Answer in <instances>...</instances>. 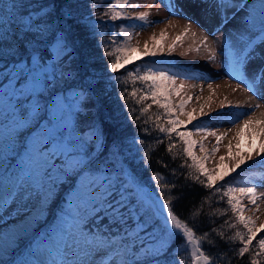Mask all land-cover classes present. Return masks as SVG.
I'll return each mask as SVG.
<instances>
[{"label":"snow or ice","instance_id":"1","mask_svg":"<svg viewBox=\"0 0 264 264\" xmlns=\"http://www.w3.org/2000/svg\"><path fill=\"white\" fill-rule=\"evenodd\" d=\"M128 5V0H108L106 7L97 20L91 17L96 15L94 11L99 5L96 0H89V13L85 16L81 11L79 0H9L5 5L2 23H0V61L13 63L20 66L21 79L24 83L32 80L24 65H30L33 59L38 58L40 67L44 69V84L39 94L33 95L30 91L22 93L23 99L17 100L10 112L7 123L0 124L3 129L0 134L6 150L13 154L19 163L25 160L26 154H33L30 144L31 138L38 132L43 123L53 126L48 108L51 101L66 98L71 93L75 98L73 109L66 112L65 119L71 126V130L80 136V143L68 147V152L73 153L72 159H65L60 153L51 152V143L45 139L41 145V155L44 156V165L38 176L29 177L26 174H17V178L11 182L6 191L0 192V212H7L8 207L15 204L17 215L25 213L24 218L32 216V210L39 204L41 214L43 211H51L58 207V202L63 200V190L66 184H71L68 197L78 190L88 193V202L80 208V222L78 225L81 233L89 237L86 247L87 256L82 264H233L229 256L245 257L249 253L254 241L257 243L256 257L264 256V236L257 240V233L264 232V225L257 228L252 217L245 216L247 210L242 203L247 198L253 206L258 208V200L264 198V114L259 118L255 115V109L260 104L250 106L251 111H235L229 123L236 124L237 150H233L231 141L227 145L228 158L232 160L231 167L223 164L225 156L220 157L222 162L217 169L209 170L205 161L209 155L219 150L220 141L227 136V132L217 134L210 131L201 122L188 129L196 119L192 113H188L187 121L181 120L176 111L184 112L188 100L181 99L174 105L172 96H179L185 85L176 84V76L167 71L156 70L146 66L143 71L139 67L127 69L128 64H134L136 60L144 57H155L158 52L163 53V46L153 44L149 47L145 43L143 50L131 45L132 37L123 27L119 29V35L124 37L117 43L115 38L112 44L106 45L104 55L111 58L106 64V70L118 73L122 69L126 72V78L122 83L130 81L135 84L139 81L145 87L131 91L125 89L121 92L127 105L133 100L139 108L133 107L129 114L135 121H141L144 125L151 123L152 131H158L169 138L167 151L172 152L175 144L171 142L175 136L183 143V154L190 158L191 164L185 161L180 168L188 167L195 170L189 172L184 178L191 179L196 184L206 189L221 194V199L227 198V205L235 215L237 223L225 220L224 224L229 228H237L242 225L247 232L236 231L234 235L225 237L223 231L217 235L220 242L226 245L219 251H215L219 245L216 240L208 239V232L197 237L193 227L189 226L176 211L174 202H179L182 192H176L178 184L173 180H165L156 172L150 177L154 181L155 190L143 186L142 181L136 176L129 164L127 157L123 155V145L119 138H109L110 125L116 120L110 111L106 112L108 87L110 81L104 75H98L91 70V61L84 51V42L79 39V34L91 27L95 29L98 23H103L104 18L110 21L133 19L142 22L139 27L154 23L149 21V12L141 11L135 17H127L123 11ZM139 7L138 4L129 5ZM194 9L202 10L208 23L217 32L223 30L231 20L241 15V23L237 27L239 37L232 39L239 45V54L234 59L233 72L236 78L254 95L264 98V92H259L254 86L257 82L264 84V64L254 71L252 82L246 78L247 71L252 62L264 61V19L257 18L254 4L245 0H197L191 4ZM191 21V17H187ZM190 28H185L176 40L186 35ZM207 31L215 35L212 28ZM195 35V33H193ZM161 38L164 32L160 33ZM153 41L156 37H152ZM209 35H205L200 43L209 51L210 60H215L216 50L208 43ZM228 41V37H225ZM111 49V50H109ZM175 49V43L169 46V52ZM199 51V48H197ZM136 54V55H132ZM52 63L49 65L48 61ZM211 87V85H209ZM151 103H146L147 101ZM35 101V103H33ZM153 105L157 111L153 116L150 110ZM225 106L221 104L223 109ZM233 106L229 105V108ZM237 109L240 105L235 106ZM201 115H204L201 108ZM217 115H220L218 113ZM244 117H247L246 119ZM209 119H212L211 117ZM166 120V123L164 121ZM242 120V125L237 121ZM259 125V127H253ZM183 126V129L181 128ZM250 131H247L249 130ZM144 132L149 129L145 127ZM193 131L203 134L204 137L215 136L217 145L211 153L205 152L203 140L192 139ZM231 131V129H229ZM247 131L252 147L245 150L241 147V140ZM260 137V142H257ZM54 142H63L60 140ZM158 140V143H162ZM138 143L143 144L140 140ZM199 146L204 156L198 158L194 154V148ZM173 159L176 157L173 156ZM128 164V167L125 165ZM167 168V165H163ZM246 166V167H244ZM253 171L245 176L243 185L235 180H226V177L237 170ZM23 172V169H21ZM176 169L171 170V176L175 177ZM203 177V178H201ZM218 181L220 183L218 185ZM239 194V195H237ZM68 199V198H67ZM207 197H203L200 205H192L188 217L194 222L201 217H206L203 205ZM228 209L220 212L219 209H210L211 216L225 215ZM66 212L65 206L59 208L57 220ZM91 225V227H90ZM52 227L40 237L50 238ZM87 229V230H86ZM215 232L216 230L210 229ZM3 236L5 241L4 251L8 259H0V264H25L24 259H16L19 242L24 239L19 232ZM177 237H181L186 258L173 255L169 259L172 243ZM239 240L242 244L238 249L231 247L232 242ZM207 242V249L202 245ZM42 248L29 247L26 256L42 255ZM111 255L113 258L106 261L104 257ZM33 264H54L47 259L34 260ZM59 264V262H55ZM250 264H260L259 259H252Z\"/></svg>","mask_w":264,"mask_h":264},{"label":"rangeland","instance_id":"2","mask_svg":"<svg viewBox=\"0 0 264 264\" xmlns=\"http://www.w3.org/2000/svg\"><path fill=\"white\" fill-rule=\"evenodd\" d=\"M171 1L172 0H170V2ZM166 2V0H128V5L123 9L127 17H135L141 11H148V19L154 23L139 27L138 25L142 22L133 19H124L125 25L123 28L126 33L132 37L130 43L134 47H139L143 50L145 43H147L149 47H152L153 44H157L158 47L163 46L164 51L162 54L158 52L157 56H149L148 58L155 59L156 61H168L167 63H171L183 69V71H187L184 73H189L190 78H194L185 80L179 77L176 78V84H184L185 87L180 92L179 96H172L173 104H179L181 99L188 100L189 97H191V99L186 104L184 112L180 113L179 110H177L175 115L185 121L188 119V113H192L193 116H195L196 119L193 120L192 124L187 125L188 129H192L193 125H198L203 122L210 131H215L217 134L227 132V136L219 143V150L209 155L208 160L205 161V166L209 170L217 169V171H219V166L222 163L220 157L225 156L226 159L223 161V164L230 168L232 160L228 158L227 148L230 141L233 150H237V140L233 139V136L236 134V124L229 123L232 119V113L235 111H251L250 106L260 104L261 107L255 109V115L259 118L261 114H264V98L254 95L253 92L247 88V85L238 82L240 80L236 78L237 74L233 72L235 58L233 50L236 44L235 40L232 38L239 37L237 27L241 23L242 14L236 16L223 30L217 32L216 29L208 23L207 17L203 14L202 10L191 7V4L197 2L196 0H188L189 7L185 10H181V7H172L171 3ZM246 3L254 4L258 20L264 19V15L258 13L259 10L261 11L264 9V0H247ZM135 4H138L139 7L133 8L129 6ZM175 8L185 14L176 11L178 15L174 16L172 10L175 11ZM187 17H191V21ZM185 28H190L191 31L183 35L180 40H176V37L180 36ZM208 28H212L215 35H211L207 31ZM162 31L164 32L163 38L160 36ZM193 33H195V35H193ZM205 35H209L208 43L216 50L215 60L209 59L211 52L200 43ZM153 36L156 37L155 41L152 39ZM225 37H228V41H225ZM173 43H175V49L169 52V46ZM197 48H199V51H197ZM129 65L133 64H128L126 67ZM247 74L251 79L253 78L252 70L249 69ZM179 75L182 74L180 73ZM31 76L33 79L23 84V90H25V92L30 91L34 93L37 91L36 88L39 87V85L36 86V84L40 77L39 74H32ZM0 79L2 78L0 77ZM12 80V76H7L3 81L1 80L0 90L8 93L15 91ZM209 85H211V87H209ZM256 89L259 92H264V89ZM3 91H0V124L7 123L14 105L13 100ZM16 95L22 98V95H19V93H16ZM221 104L225 106L223 109L221 108ZM229 105L233 107L229 108ZM236 105H240V108L237 109L235 107ZM201 108H203L204 115H201ZM218 113H220V115H217ZM64 115L65 114L62 115L55 112L52 114V121L54 122L53 129L54 127L62 128L69 125L68 121L63 118ZM210 117L212 119H209ZM244 118L246 119L247 117ZM237 124L242 125V120L237 121ZM253 127H259V125H254ZM52 128L48 125L41 126L40 130L36 132L30 140L33 154H26L25 160L23 161L24 163L21 164L24 174L29 177L35 178L41 171L39 166L40 163L44 164V160L40 151V146L42 145L40 141L50 139L49 136L51 135L50 132L53 131ZM181 128L183 129V126H181ZM229 129H231V131H229ZM247 131H250V129ZM247 131L242 138H237L241 140V147L245 150L252 147ZM2 132L3 129L0 128V134H2ZM192 139L196 141L203 140L205 152L208 153H211V150L217 145L215 136L204 137L203 134L196 133L195 131H193ZM61 141L63 142H52L50 151L62 153V156L67 159L72 158L73 153L68 152V147L77 145L80 142L74 141V139L66 140V137L64 139L62 138ZM257 142H260V137H257ZM2 147L3 142L2 139H0V149ZM194 154L198 158L204 156V152L200 151L198 145L194 148ZM26 156H30V158ZM3 161H5V159L1 157L0 164H2ZM253 171L259 172L260 170H237V173H232L231 176L238 177L236 180L239 181L244 176L239 173L243 172V174H246L249 172L252 173ZM16 178L17 177H15V179ZM2 179L3 183L0 185V192L6 191L11 182L15 180L10 177H3ZM240 184L243 185L244 183ZM259 191H264V188L259 189ZM86 194V192H81V200H83L82 203L84 205L88 202V199L85 197ZM242 203L247 209L243 215L252 217L257 228L264 225V198L258 200V208L257 206H253L247 198H244ZM72 209L73 206H69V214L74 216L76 215V211ZM42 214L44 215L45 211H43ZM42 214L39 204H37L36 208L32 210V216L25 219V213L17 215V206L13 204L8 207L6 213L0 212V234L9 236L15 232H19L20 235L25 237L35 226L42 223ZM66 219L67 224L59 225L61 230L53 232L58 234H55L51 241L53 248L63 247L62 251L65 250L64 254L61 255V259L57 260V262H59V264H82L78 256L83 252L84 256L82 260L84 261L86 259V244L88 240L82 238V233L78 228L79 221L76 219L72 221L69 217ZM260 233L261 232H258L257 234ZM259 238L260 237L257 236V240ZM3 247H5V241L3 236L0 235V249ZM181 247H183V243H181ZM1 254L2 252L0 250V255ZM182 256L186 258L187 253H182ZM112 258L111 255L104 257L106 261H110ZM23 259L25 264H33L34 260H45V258L40 255L25 256ZM97 264H100L99 260Z\"/></svg>","mask_w":264,"mask_h":264},{"label":"trees","instance_id":"3","mask_svg":"<svg viewBox=\"0 0 264 264\" xmlns=\"http://www.w3.org/2000/svg\"><path fill=\"white\" fill-rule=\"evenodd\" d=\"M33 2H35V0H33ZM7 3H9V0H0V23H2L4 9ZM79 3L82 5L81 11H83L85 16H87L89 13V0H79ZM96 3L99 6L94 10L96 12V15H93L91 17L92 20H97L103 10L108 7V0H96ZM258 13L260 15H264V9L261 11L259 10ZM124 25L125 20H117L113 22L108 20L107 18H104V22L102 24L98 23L95 29L89 27V29L79 34V39L84 42V51L90 57L91 70L96 72L98 75H104L106 79L110 81L108 87L109 94L107 96L105 111H110L115 117H117V120L112 125H110L109 138L111 139L112 137H116L122 141L123 155L121 156V159H123L124 157L128 158L131 168L134 170L136 176L142 181L143 186L155 190L154 181H152L150 177L156 172H159L166 181L173 180L178 184V187L175 191L182 192L183 198L179 202H174V211H176L182 218H184L186 222L189 223L190 227H193L197 237H200L203 233L208 232V239L217 241L219 247L215 251H213V255H215L216 251H219L221 248L226 247V245L220 242V238L217 235L219 232L223 231L225 237H227L234 235L236 231L246 233L247 230L242 225H238L237 228H229L224 224L225 220H229L231 223L238 224V222L235 220V215L231 212L229 206L227 205L226 197L221 199V194L215 193L213 190L206 189L201 185L196 184L191 179L186 180L184 178L189 172H194L195 170L189 169L188 167L180 168V165L185 161L187 162V164H191V160L190 158L184 156L182 151L183 143L179 141L178 138H176L175 136L172 137L171 142L175 144V147L173 148L172 152L169 153L167 151L169 138H167L164 134L159 133L158 131H152L153 125L151 123H149L148 125H144L141 121H135L133 119V116L129 114V110L131 108H139V106L135 105V102L131 99L126 105L124 102V98L121 96V92H123L125 89L131 91L133 87L140 89L145 87V85L141 84L139 81H137L135 84H133L131 81L128 84L122 83V80L126 78V72L123 69L118 73H111L107 71L106 64L110 61L111 58L106 57L103 51L106 45L112 44L111 38H115L117 43L124 39V37L119 35V29ZM0 31H2V29H0ZM136 61L137 62H135L133 65H129L127 69L132 70L136 67H139L141 71H143L146 66H151L156 70H164L167 71L170 75H173V73L170 72L172 66L166 64L167 62L163 60L155 61V59L146 57ZM51 63L52 61L49 60L48 64L50 65ZM24 68L28 70V75L30 76L32 74H39L40 79L36 84V86L39 85V87L36 88V92L32 93L33 95L39 94V90L43 88L44 84V69L40 67L38 58L33 59L30 65H24ZM7 76L13 77L12 83L14 84L15 91L11 93L5 92L3 90L0 91L5 92L8 97L13 100V103H15L17 100L24 98L23 96L22 98H19L16 93H19V95H21L22 93H26L25 90H23L24 81L21 79L20 66L13 63H4L0 61V77L2 78L0 79V81H3V79ZM33 103H35V101ZM146 103H151V101L149 100ZM74 104L75 98L71 93L66 94V98H64L63 100L57 98L51 101V104L48 108L50 119L52 120V114L54 112L66 115V112H69L73 109ZM157 111H160L162 113L163 110H158L155 105H153L152 109L150 110V114L154 116ZM65 115L63 118H65ZM164 123H166V120L164 121ZM45 125H48L47 122L42 124V126ZM145 127L149 129L148 132L143 131ZM50 133L51 135L49 136V140L53 142L57 140L61 141L62 138L64 139L65 137L66 140L74 139V141L80 142V136L71 130L70 125L62 128L54 127L53 131ZM140 140H143L144 143H138V141ZM158 140H162L163 142L158 143ZM40 142L42 143L43 140ZM60 154L62 155V153ZM47 155L48 153L45 152L44 156ZM44 156H42L43 160ZM173 156H175L176 158L173 159ZM1 157L5 159V162L7 163L6 166L12 163V161L17 163L16 159H14L13 157V154L7 151L4 145L0 149V158ZM28 158H30V156ZM64 158L67 159L66 157ZM71 159L72 158H69V160ZM164 164L167 165V168L163 166ZM43 165L44 164L40 163L39 168L42 169ZM128 166V164L125 165V167ZM172 169H176L175 177L171 176ZM239 174L244 175L239 181L236 180L238 177L236 178L235 176L227 177L226 180H232V178L235 177V180L237 182L246 183L243 178L245 176L251 175L252 173L249 172L243 174V172H241ZM217 183L219 185L223 182L218 181ZM71 187V184L65 185L63 190L64 198L63 200L58 202L57 208L51 211H45V214H42L46 221H44L41 226H44L45 224L51 222L53 220V215L55 213L58 215L59 208L64 206L66 209L65 214L68 215V217H71L72 220L76 219L80 222V208L84 205L82 203L83 200H81V191L78 190L68 197V193L70 192ZM85 197L88 199V193L85 195ZM203 197H207V201L203 205V210L206 214V217H201L193 222L188 217L189 209L192 205L199 206L200 201ZM71 205L76 211V215L74 216L68 213V207ZM210 209H219L220 212L228 209V211L225 215H220L218 212L216 216H211ZM36 228L37 226H35L33 229ZM213 228L216 230L215 232L209 231ZM30 233L31 232H29V234ZM84 234L87 235L86 233ZM257 236H264V232L257 234ZM181 243V237H177L175 239V242L172 243V247L169 253V259H172L173 255L183 258L182 253L184 254L185 252L184 245L183 247H181ZM241 246L242 244L239 240H236L231 244V247L233 249H238ZM202 248L207 249L206 241L202 245ZM0 250L2 252L0 258H2L5 252L2 249ZM257 252V243L256 241H254L253 246L251 247L249 253L245 254V257L230 255L229 259L232 260L233 264H250V261L252 259L258 258L260 264H263L264 256L256 257L255 253Z\"/></svg>","mask_w":264,"mask_h":264}]
</instances>
